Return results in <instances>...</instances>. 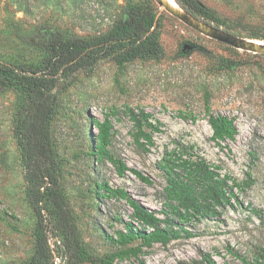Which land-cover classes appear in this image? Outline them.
Wrapping results in <instances>:
<instances>
[{
  "label": "rangeland",
  "instance_id": "1",
  "mask_svg": "<svg viewBox=\"0 0 264 264\" xmlns=\"http://www.w3.org/2000/svg\"><path fill=\"white\" fill-rule=\"evenodd\" d=\"M143 1L0 0V60L36 63L41 54L35 43L42 36L89 39L105 34L127 6ZM200 1L223 17H244L250 26L264 25V0ZM161 10L165 14L163 58L136 61L122 69L106 61L94 74L80 76L62 99L53 134L64 160L63 186L80 236L95 256L103 255L115 250L107 236L123 229L119 219H132L133 211L126 201L92 198L91 183L106 181L127 191L147 209L160 212L167 182L158 162L167 148L191 147L194 155L220 166L223 174L240 184L238 202L221 217L195 225L193 238L175 240L167 246L157 244L144 249L139 258L116 264H204L205 255L218 264H264V54L239 50L240 64L230 71L213 72L207 54L232 53L222 43ZM243 36L264 44V40L251 39L245 32ZM206 94L213 114L235 119L238 135L234 141L217 145L211 140ZM17 105L15 91L0 92V208L10 215L0 218V264L23 263L34 254L36 243L37 217L26 200L14 136ZM129 109L144 110L154 123H160L161 132L155 133L150 152L142 151L134 142ZM90 117L112 121L111 153L130 169L151 178L152 185L132 172L120 177L109 161L100 163L87 156L90 136L97 132L87 125ZM57 235L52 232L49 237L58 256L61 238ZM61 257L59 264L69 263Z\"/></svg>",
  "mask_w": 264,
  "mask_h": 264
},
{
  "label": "trees",
  "instance_id": "2",
  "mask_svg": "<svg viewBox=\"0 0 264 264\" xmlns=\"http://www.w3.org/2000/svg\"><path fill=\"white\" fill-rule=\"evenodd\" d=\"M175 1L200 21L239 37H244L245 32L251 39L264 40V25L250 26L244 17H223L200 0ZM164 19V11L155 0H144L127 6L124 15L105 34L89 39L64 38L58 34L42 36L35 43L41 54L36 63L0 60V92L13 90L18 99L14 136L20 150L26 200L37 217L34 254L21 264H53L54 254L49 244L52 232L61 238L58 256L67 258L68 264H116L139 258L144 249L157 244L167 246L175 240L193 238L191 229L195 225L221 217L228 207H234L233 202H238L237 190L241 186L233 177L223 174L220 166L194 155L193 148L176 146L167 148L158 162L167 182L161 193L160 212L147 209L124 189L96 180L89 187L92 198L126 201L133 211L132 219H119L123 229L116 231L115 236H107L115 250L103 255L95 256L80 236L63 186L64 160L53 134L62 99L80 76L94 74L106 61L122 69L136 61L163 58ZM223 46L232 55L209 53L206 56L213 72L230 71L241 62L239 50ZM205 109L213 132L211 140L217 145L234 141L238 135L235 119L213 114L209 94L205 96ZM128 115L134 124L135 144L142 151L150 152L155 145V133L161 132L160 123H154L152 115L144 110L129 109ZM87 125L97 130L90 136L88 157L100 163L109 161L120 177L132 172L143 183L153 184L151 178L130 169L111 153L114 127L108 117L104 121L90 117ZM3 215L10 216L0 208V218ZM261 259L264 261V256ZM203 263L218 264L210 255L204 256Z\"/></svg>",
  "mask_w": 264,
  "mask_h": 264
},
{
  "label": "water",
  "instance_id": "3",
  "mask_svg": "<svg viewBox=\"0 0 264 264\" xmlns=\"http://www.w3.org/2000/svg\"><path fill=\"white\" fill-rule=\"evenodd\" d=\"M158 5L163 8V10L167 11L174 17L178 18L186 25L200 32L201 34L219 42L230 46L237 50H245L248 52L255 53H263L264 54V46H258L255 44V41H249L245 38H241L237 35H233L228 33L222 28H218L215 25L200 21L191 15H189L175 0L174 2L181 8V11H177L173 9L166 1L164 0H155Z\"/></svg>",
  "mask_w": 264,
  "mask_h": 264
},
{
  "label": "bare ground",
  "instance_id": "4",
  "mask_svg": "<svg viewBox=\"0 0 264 264\" xmlns=\"http://www.w3.org/2000/svg\"><path fill=\"white\" fill-rule=\"evenodd\" d=\"M166 3H168L173 9L177 11H181V8L174 2V0H164ZM258 46H264V44H261V42H255Z\"/></svg>",
  "mask_w": 264,
  "mask_h": 264
},
{
  "label": "built area",
  "instance_id": "5",
  "mask_svg": "<svg viewBox=\"0 0 264 264\" xmlns=\"http://www.w3.org/2000/svg\"><path fill=\"white\" fill-rule=\"evenodd\" d=\"M49 244H50V246H51V248H52V250H53V254H54V259H53V261H54V264H59L58 262H59V256H57V254H55V251H54V248L52 247V245H51V242H49Z\"/></svg>",
  "mask_w": 264,
  "mask_h": 264
}]
</instances>
